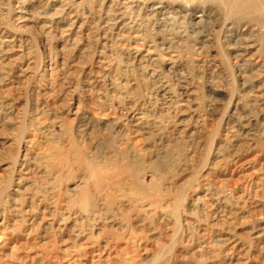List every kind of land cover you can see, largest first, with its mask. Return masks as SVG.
I'll use <instances>...</instances> for the list:
<instances>
[{
  "label": "rangeland",
  "instance_id": "obj_1",
  "mask_svg": "<svg viewBox=\"0 0 264 264\" xmlns=\"http://www.w3.org/2000/svg\"><path fill=\"white\" fill-rule=\"evenodd\" d=\"M160 1L0 0V264H264V20Z\"/></svg>",
  "mask_w": 264,
  "mask_h": 264
},
{
  "label": "bare ground",
  "instance_id": "obj_2",
  "mask_svg": "<svg viewBox=\"0 0 264 264\" xmlns=\"http://www.w3.org/2000/svg\"><path fill=\"white\" fill-rule=\"evenodd\" d=\"M122 5L125 4V0H122ZM164 1V0H162ZM160 1V3L162 2ZM218 1H224V0H218ZM230 2V10L232 12H234L235 15L241 16V17H251L255 14L256 19L261 18V20H264V0H227ZM228 3V2H227ZM229 5V4H228ZM224 8V7H223ZM224 10V9H223ZM224 13V11H223ZM228 13V12H227ZM226 13V14H227ZM57 14V13H56ZM116 18H118L121 22H125V20L123 19V15L120 12V10H118V12L115 13ZM24 16L20 15L19 19L22 18L21 21H25V19H23ZM248 19V18H247ZM246 19V20H247ZM255 19V18H253ZM16 20V19H15ZM255 21V20H254ZM242 22V20H241ZM19 23H21L19 21ZM241 24L244 25V27H247V23L246 22H242ZM130 24L128 26V28H130ZM126 28V29H128ZM237 33H235L234 35H236ZM246 35V34H245ZM239 39H241V37L243 36L242 34L238 33ZM243 38V37H242ZM137 40V37H132L131 38V42L134 44L132 48V53L134 56H141L142 53H144V56L149 58L152 56V52L149 51L148 49H146L145 51L142 50V48H138L135 44ZM236 44V43H235ZM243 47H240L236 44L234 47H232V53H234V57L235 58H241L243 60V58L248 57L247 55L250 54L251 50L253 49L254 46L252 45H248L246 42L243 43ZM234 45V44H233ZM232 45V46H233ZM229 47V46H228ZM258 51V50H257ZM134 58V57H133ZM141 58V57H140ZM230 58V57H229ZM233 58V56L231 57ZM232 60V59H231ZM246 61V60H245ZM252 64V63H251ZM255 64V63H254ZM263 64V63H262ZM236 65V64H235ZM244 65V64H242ZM261 65V64H260ZM233 66V65H232ZM256 66V65H255ZM239 69V68H238ZM241 69V68H240ZM244 69V68H243ZM242 70V69H241ZM263 71V70H261ZM241 72V71H240ZM239 73V72H238ZM239 75V74H238ZM244 75V74H243ZM241 77V76H240ZM246 77V76H244ZM258 79H260V77H258ZM251 81V79H250ZM253 82L250 84V89L248 90V93L245 94V96L243 98H247V102L249 103L248 106H250V110L252 109L255 117L257 118L258 115L260 113L264 112V81H260V80H252ZM244 82V81H243ZM249 82V81H248ZM242 87V86H241ZM248 88V87H247ZM256 94H253V93ZM239 94V93H238ZM235 103V102H234ZM246 103V102H245ZM247 104V103H246ZM236 110V108H235ZM247 113V111H245ZM234 114V112H233ZM248 114V113H247ZM240 117V116H239ZM253 116V118L251 119H246L243 123V120H241V118H236L235 119V124L236 128L240 129L241 131L245 132L246 134H248V131L252 130V128H261L262 126H264V120L262 121L261 124L257 123V119ZM245 129H248V131H246ZM239 134V133H238ZM264 135V133H263ZM240 136V135H238ZM250 139V138H249ZM264 143V142H263ZM256 146V145H255ZM261 181V179H260Z\"/></svg>",
  "mask_w": 264,
  "mask_h": 264
}]
</instances>
